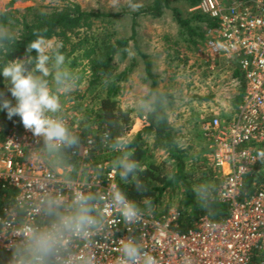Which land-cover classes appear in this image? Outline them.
Returning a JSON list of instances; mask_svg holds the SVG:
<instances>
[{"label": "built area", "instance_id": "1", "mask_svg": "<svg viewBox=\"0 0 264 264\" xmlns=\"http://www.w3.org/2000/svg\"><path fill=\"white\" fill-rule=\"evenodd\" d=\"M192 10L216 21L207 30V69L237 72L232 75V94H240L235 111L225 119L218 107H206L212 116L204 118L201 127L212 145L210 171L221 177L216 198L227 204L228 215L222 220L203 215L193 228L181 232L175 203L160 214L145 211L135 225L125 224L118 210L109 208L104 212L107 226L94 238L95 264H117L120 241L129 235L137 237L159 264H251L252 252L264 251V183L241 197L244 178L258 163L257 148L264 143V0H198ZM42 146L21 122L7 127L0 140V221L11 222L0 224V264H10L16 233L33 219L25 209L27 197L38 195L37 184L55 177L51 185L59 189L62 177L71 175L105 201L109 185H118L117 170L89 163L91 136L69 152L73 159H67L66 169L53 171ZM64 194L69 195L67 190Z\"/></svg>", "mask_w": 264, "mask_h": 264}, {"label": "trees", "instance_id": "2", "mask_svg": "<svg viewBox=\"0 0 264 264\" xmlns=\"http://www.w3.org/2000/svg\"><path fill=\"white\" fill-rule=\"evenodd\" d=\"M16 0H10L6 8L0 10V24L5 25L10 30L18 27V33L14 34L16 42L11 45L9 53L5 55L0 52V69L8 59L24 58L27 45L36 37L33 35L35 31H42L47 38L52 39L57 37L62 41L61 52L64 54L65 45L71 46V53L80 51V60L74 57L69 64L68 69L74 76L80 75L75 81L76 84L83 82L85 73L88 88L97 89L94 99L97 102V107L94 110V116L97 120V127H92L83 124L80 132H76L80 137V145L83 144L87 136H91L93 146L91 152L100 150L101 146L109 145L117 140L122 141L127 135L133 124L132 109L125 110L120 104L118 97L123 91V82L129 78L130 72L136 65L135 59H131L128 64L118 70V65L115 63V58L120 60L126 58L131 50L129 41L134 42V46L139 50L135 39V23L136 17L140 13L150 14L158 17L163 13L165 8H169L178 23L180 30L178 39L184 43V51H192L199 48L205 43L207 38V30L216 26V21L209 16L203 14L199 10L186 11L185 14L177 6L171 7L170 3L178 0H152L149 4L141 7L139 10L130 13L132 17V34L130 37H115L112 33L103 34L101 37L94 33L87 34L86 31L91 27L95 18L112 17L118 14H107L84 10L78 3L64 1L50 9L43 8H28L30 13H21L20 10L13 8V3ZM63 1V0H60ZM189 8L194 7L198 0H183ZM81 28H85L81 32ZM73 37H76L73 39ZM177 39V40H178ZM174 41L176 50L174 53L179 56L181 46L178 41ZM139 56L144 62L145 77L143 82L149 80V92L157 93L160 97L157 98V103L164 102L167 94L156 89L157 77L152 71V61L142 51H138ZM35 56V50L31 53ZM84 63L81 71L75 72L78 64ZM3 76L0 74V92H2ZM242 90V88H241ZM147 94V95H148ZM240 94L234 97L235 102H239ZM158 110L155 113H145L143 125L132 141L129 142L130 149L135 150L133 159L139 162L141 168H145L143 172L138 173V179L143 182L144 188L137 190L135 183L129 181L124 183L119 179L118 186L125 192L127 198L135 200L136 203L147 211L144 204L145 199L151 200V212L160 214L167 211L177 200L176 208L180 212L177 220L178 230L181 232L188 231L194 227V223L203 215H207L212 220H222L228 215V206L226 203L219 201L216 198V187L211 185L212 199L207 207L197 197L195 189L200 185H209L204 182V178L212 175V173L196 175L195 170L188 167L186 158L193 157L188 152V148L179 147L175 134L168 121L166 105L163 108L157 106ZM142 116V112H137ZM89 119L92 115L90 112ZM21 122L19 116H13L8 119L6 110H0V140L3 138L7 127ZM76 130V129H75ZM106 134H109V139L104 140ZM143 136L153 138L152 147L162 150L166 157L163 161L157 163L151 160L152 155L146 149H143ZM260 150H264V143L257 148V155ZM66 155L67 159H73ZM121 153L113 150L110 161L115 160ZM112 167V163L108 168ZM131 180V176L129 177ZM216 184L218 180L215 178ZM212 182V181H209ZM264 183V162L258 159V163L245 176L241 189V197L252 195L256 189ZM167 197V198H166ZM251 264H264V251L254 250L251 255Z\"/></svg>", "mask_w": 264, "mask_h": 264}, {"label": "clouds", "instance_id": "3", "mask_svg": "<svg viewBox=\"0 0 264 264\" xmlns=\"http://www.w3.org/2000/svg\"><path fill=\"white\" fill-rule=\"evenodd\" d=\"M111 4L113 8L119 7L120 0H111ZM127 6L132 11L142 7L135 0H128ZM42 31L46 32V29L33 33L36 38L28 43L24 58L8 59L0 69L15 100L13 104L0 92V110H6L8 119L19 116L24 129L38 142L42 140V150L55 171L67 168V153L77 151L81 143L80 137L70 129L61 114V97L57 94L61 90L71 91L76 77L65 66L62 43H53ZM15 42L14 34L0 24V52L7 55ZM33 50L35 56L31 55ZM158 97L157 93L148 94L138 102V110L157 112L158 105L164 107V102L157 103ZM109 137L106 134L104 140ZM109 147L121 153L112 161L121 181H132L137 190L143 189L138 173L145 168L132 158L135 150L130 149L129 142L117 140ZM257 158L264 162V150L258 152ZM53 179L55 177H49L48 181L36 185L38 195L35 199L31 195L27 197L29 203L25 211L31 213L33 219L16 233L18 238L11 243L10 264H95L94 238L107 226L105 211L109 208L118 210L124 223L129 225L143 220L145 210L135 200L127 198L116 184L109 185L105 201L103 196L91 190L88 183L71 175L62 177L63 184L59 189L52 187ZM65 190L69 195L64 194ZM195 191L207 207L212 199L211 186L200 185ZM144 204L150 212L151 200L145 199ZM10 223L9 220L0 221L6 226ZM119 254L117 264H159L158 259L133 235L121 239Z\"/></svg>", "mask_w": 264, "mask_h": 264}, {"label": "rangeland", "instance_id": "4", "mask_svg": "<svg viewBox=\"0 0 264 264\" xmlns=\"http://www.w3.org/2000/svg\"><path fill=\"white\" fill-rule=\"evenodd\" d=\"M10 0H0V10L6 8ZM64 1L78 3L82 9L107 13V14H118L112 17H98L95 18L91 24V27L87 29L86 33L96 36H102L103 34L112 33L115 37H130L132 34V17L130 13L135 11L130 10L128 0H120L119 7L113 8L111 0H58V3ZM152 0H135L143 6L149 4ZM55 0H16L13 3V8L20 10L21 13H30L26 9L32 8H43L50 9L55 5H58ZM171 7L177 6L181 9L183 14L186 11H191L186 4V1L178 0L170 3ZM141 8V7H140ZM135 23V39L139 50L145 53L148 58L152 61V71L157 77L156 89L167 94L164 99V104L169 105L170 109H175L177 112H171V116L175 117L181 113L182 118L188 122L194 115L195 111L202 107L204 104H208L211 93H214L215 103H219V100L225 98V96H231L232 94V79L229 73L211 72L207 69L206 59L209 56L206 52V42L201 44L198 49L192 51H184L183 41L178 39V32L180 27L176 22L173 14L169 8H165L163 13L154 17L150 14L140 13L136 17ZM18 27L9 30L13 34L18 33ZM81 32L85 31V28L80 29ZM76 37H73V39ZM178 39V40H177ZM53 43L61 42V39L57 37L52 38ZM179 42L181 49L179 56L174 51L176 46L174 41ZM130 52L126 58L120 60L119 57L115 58V63L118 65V70H122L126 64L133 58L135 59L136 65L130 72L129 78L126 82H123V91L119 95L118 100L120 106L125 109H132V116L137 122L133 120L132 131L124 136L122 141H129L127 137H133L135 131L142 127L144 120V114L139 116L137 108L138 102L147 96L149 92V80L143 82L142 79L145 77L144 73V62L139 56L138 49L134 46L132 40L129 41ZM65 66L68 68L72 58H78L76 61L79 63L80 51H75L69 54L71 46L66 44L65 46ZM85 62L78 64L75 68V72L81 71ZM81 75V74H80ZM76 75V80L80 77ZM83 82L76 84L71 91L61 90L57 94L61 97L62 110L61 114H65L70 122V125L76 132H80V128L83 124L92 127H97V120L94 116V110L97 107V102L94 99L95 91L97 89L88 88V82L86 81V75H83ZM75 80V81H76ZM54 87V86H53ZM216 97H218L216 99ZM184 109V110H180ZM181 111V112H180ZM90 112L92 115L91 120ZM141 112V111H140ZM177 118V117H176ZM136 127H134L135 125ZM134 130V131H133ZM190 154L186 161L188 167L194 169L197 174H204L210 167H212V155L211 148L202 139L198 138V141L193 143L190 141ZM187 147V146H185ZM113 149L109 145L101 146L100 150H96L90 156V164L101 163L103 167H108L112 163L110 156ZM147 152L152 155L151 160L159 163L166 157L162 150L156 148H148ZM49 157L47 156V161ZM207 167V168H206ZM190 168V169H191ZM212 171V169H211ZM216 173V172H215ZM218 181H221L219 174H215ZM204 182L210 184L208 177L204 178ZM167 198V197H166ZM177 200L174 198L173 202L176 204Z\"/></svg>", "mask_w": 264, "mask_h": 264}, {"label": "crops", "instance_id": "5", "mask_svg": "<svg viewBox=\"0 0 264 264\" xmlns=\"http://www.w3.org/2000/svg\"><path fill=\"white\" fill-rule=\"evenodd\" d=\"M206 63L209 64V57H207ZM229 75H230V77L228 76V78L233 80L232 77L234 75L237 76V72L231 71L229 73ZM2 86L3 87L5 86L4 93L5 94L7 93L6 95L8 96V98L11 101H15L14 98H12L10 92L8 91V88L6 87L4 77H3V81H2ZM3 87H2V91H3ZM212 94H214V93H211V95L209 97L208 104H204V105H202V107H199V109H197L195 111L194 115L191 117V119L188 122H186L182 118L183 114L181 115V113H179L178 115H175V117H172L170 113L171 112H177V111L174 108L170 109L171 107L169 105H166L167 114H168V121H169L170 126L173 129L174 134H175V139H176L179 147L185 148V146H187L189 154H190V150L188 147V146H190L189 142L190 141L192 143L194 141L196 142V141H198V138L202 139L206 144H208V146L211 148V152H212L211 141L207 137L204 136V134L202 132L203 130L201 128L202 124L205 122V119L210 118L212 116V114H209V116H208V113L205 112V108L206 107L210 108V107H215V106L218 107L220 109L219 113L222 115V117H225V119H226L227 117H229L230 115L233 114V112L235 111L236 106L238 104V102H235L234 99L232 101L228 99L229 97H227V99H226V96H225V98H222L221 100H219V103H215V97H213L214 95H212ZM234 97H235V95L233 96V98ZM217 98L218 97H216V99ZM13 104H15V103H13ZM180 110H184V109H180ZM133 120L135 122H137V120H135L134 117H133ZM134 127H136V125ZM132 129H133V127H132ZM132 129H131V131H132ZM140 129L135 131L133 137H127L129 139V141H132L134 139V137L136 136V134L138 133V131ZM130 132L128 133V136H129ZM123 139H124V137H123ZM142 142H143V145H142L143 149H146V151L148 148L149 149L153 148L152 147L153 138L143 136ZM206 172H209L207 174L212 173V175L209 176V179H211L210 181H212V182H210L209 186L214 185L217 189L218 185L220 184V181H218V184H216V180H214L216 178L215 174L213 172L209 171V169ZM195 174L200 175L197 173H195Z\"/></svg>", "mask_w": 264, "mask_h": 264}]
</instances>
